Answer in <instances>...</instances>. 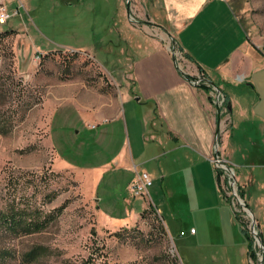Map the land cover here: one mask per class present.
<instances>
[{
  "label": "rangeland",
  "instance_id": "rangeland-1",
  "mask_svg": "<svg viewBox=\"0 0 264 264\" xmlns=\"http://www.w3.org/2000/svg\"><path fill=\"white\" fill-rule=\"evenodd\" d=\"M247 1L243 18L264 20V0ZM125 2L6 0L18 12L0 24L9 30L0 33V264H219L210 260L214 250L190 243L189 229L167 231L162 222L173 220L164 193L173 186H162L161 173L182 165L184 153L170 150L172 142L157 145L160 126L145 113L153 107L132 91L133 44L122 22L138 37L144 29ZM152 31L189 68L177 44ZM218 169L221 192L241 220L235 226L251 235L250 215ZM140 172L152 183L145 196H132ZM234 187L240 197L236 178ZM35 220L46 221L25 229ZM252 238V263L264 264Z\"/></svg>",
  "mask_w": 264,
  "mask_h": 264
},
{
  "label": "crops",
  "instance_id": "crops-1",
  "mask_svg": "<svg viewBox=\"0 0 264 264\" xmlns=\"http://www.w3.org/2000/svg\"><path fill=\"white\" fill-rule=\"evenodd\" d=\"M0 3L9 12L17 11L6 0ZM125 7L127 15H135L144 29L138 37L129 20L122 22L123 35L133 44L128 75L134 96L138 94L136 101L153 107L145 113H151L152 124L160 126L157 145L172 142L170 150L184 153L182 165L161 173L162 186H173L164 191L173 220L162 217V222L167 231L194 228L189 232L190 243L200 246L199 250H214L211 261L253 264L250 240L235 226L234 218H240L230 210L232 204L221 192L212 162L218 127L215 105L210 91L192 84L191 79L203 73L224 96L218 154L240 173L235 178L242 199L259 219L256 226L264 246V20L249 23L243 18L248 16L247 0H132L129 12L126 2ZM154 28L177 44L189 68L176 64L163 43L164 36L154 35ZM17 34L10 37L17 39ZM239 129L242 138L237 137Z\"/></svg>",
  "mask_w": 264,
  "mask_h": 264
},
{
  "label": "built area",
  "instance_id": "built-area-1",
  "mask_svg": "<svg viewBox=\"0 0 264 264\" xmlns=\"http://www.w3.org/2000/svg\"><path fill=\"white\" fill-rule=\"evenodd\" d=\"M17 11L9 12L7 10V7L5 4L0 3V24L5 23V21L13 14H16ZM177 54L175 51L172 52L173 58ZM175 62L176 59L174 58ZM177 64V62H176ZM178 65V64H177ZM179 66V65H178ZM192 84L194 85H207L209 86L210 96L212 98V101L215 105V102H218L220 105V112L222 113L225 110V99L221 91H219L217 88H214L206 78V76L202 74H197L195 78L191 79ZM218 147V146H217ZM225 159H223L219 154L217 157L212 158V162L215 165L216 168H221L224 170V173L227 174L228 181H231V175L230 172L224 168L223 163ZM222 179L224 178V174H220ZM152 179L149 177V175L146 172H140L137 174L135 181L130 185V191L132 193V196H145V193H147V188L149 185H151ZM222 183V182H221ZM190 232H194V228L189 229ZM184 231L181 230L180 234H183ZM256 245V244H255Z\"/></svg>",
  "mask_w": 264,
  "mask_h": 264
},
{
  "label": "water",
  "instance_id": "water-1",
  "mask_svg": "<svg viewBox=\"0 0 264 264\" xmlns=\"http://www.w3.org/2000/svg\"><path fill=\"white\" fill-rule=\"evenodd\" d=\"M126 3H127V10L129 12V3H128V0H126ZM209 83L214 88H217V86H215L210 81H209ZM218 90L221 91L220 89H218ZM215 110H216V121H217L218 127H217V130H216V141H215V146H214L215 147L214 157H217L218 156V150H217V145H218V143H217V134H218L219 123H220V119H221L220 105H219L218 102H215ZM223 165H224V168H226L230 172V175H231L230 184H231L232 191H233V197L244 208V210L247 211L249 213V215H250V222H249L248 228H249V231H250L251 235L254 237V239L256 241V244L262 250V254H263V245H262V242L260 240L259 234H258V232L255 229V222H256L255 221V217H254L252 211L248 208L247 204L242 200V198H240L237 195L236 189L234 187V184H235L234 170L232 169V167L227 162L223 163ZM261 260H260V263H258V264H262V261Z\"/></svg>",
  "mask_w": 264,
  "mask_h": 264
},
{
  "label": "trees",
  "instance_id": "trees-1",
  "mask_svg": "<svg viewBox=\"0 0 264 264\" xmlns=\"http://www.w3.org/2000/svg\"><path fill=\"white\" fill-rule=\"evenodd\" d=\"M5 33H7V32H5ZM184 76L187 78V79H191V77L190 76H188V75H185L184 74ZM202 87H204L205 89H207V90H209V86H207V85H202ZM220 171H222V170H220V169H218V168H216V172H217V177L219 178V176H220V174H221V172ZM239 195H240V197L241 198H243V191H242V189L240 188L239 189ZM20 219V218H19ZM19 219L16 221V224L19 222ZM46 220H42V221H39V220H35V222H27L25 225V229H32V228H34V229H39V228H41V226H43L44 225V222H45ZM245 234H246V236L249 238V240H250V254H251V256H252V258L254 259L255 257H256V250L254 249V247H253V238H252V236L249 234V232L245 229Z\"/></svg>",
  "mask_w": 264,
  "mask_h": 264
}]
</instances>
